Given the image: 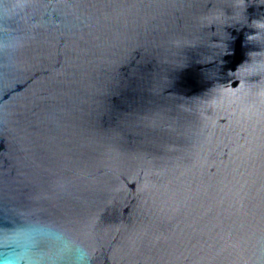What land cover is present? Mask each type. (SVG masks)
<instances>
[{"label": "water", "instance_id": "1", "mask_svg": "<svg viewBox=\"0 0 264 264\" xmlns=\"http://www.w3.org/2000/svg\"><path fill=\"white\" fill-rule=\"evenodd\" d=\"M13 237L27 264H264V0H0Z\"/></svg>", "mask_w": 264, "mask_h": 264}, {"label": "clouds", "instance_id": "2", "mask_svg": "<svg viewBox=\"0 0 264 264\" xmlns=\"http://www.w3.org/2000/svg\"><path fill=\"white\" fill-rule=\"evenodd\" d=\"M12 244H16V247L20 248V251H17L16 248L12 247ZM85 256V253H79V264H84ZM27 257V248L19 242L18 237H13L10 242H6L4 253L0 254V264H22V262L27 264Z\"/></svg>", "mask_w": 264, "mask_h": 264}]
</instances>
